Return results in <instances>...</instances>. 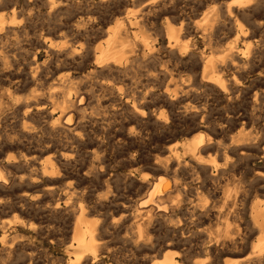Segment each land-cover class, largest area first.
Returning a JSON list of instances; mask_svg holds the SVG:
<instances>
[{"label":"bare ground","instance_id":"6f19581e","mask_svg":"<svg viewBox=\"0 0 264 264\" xmlns=\"http://www.w3.org/2000/svg\"><path fill=\"white\" fill-rule=\"evenodd\" d=\"M10 1H11V6L10 5L7 6V5L3 4L0 1V38L4 37L5 35H7L9 33H11V44H12L13 42L19 40L20 37L27 36L29 34L28 33L29 32V28L31 27L32 30H33V34L34 35H33V37L30 38V40L33 41L34 43L38 44L37 46H39L34 51L33 56L30 59V61L28 62V64H22V65L18 66L20 62L17 63V62H15L14 59H11V74L15 73L14 75L17 77L18 81L24 79V80H27L29 82L36 83L37 81L41 82V80H45L44 72H45V70L47 68H49L51 66L52 63H53V67L51 68L52 73L58 71L61 67H65V66L67 67V65H71V64H75L76 65V64H81V63L86 65L87 71L84 74H80L82 78H80L79 80L75 79V77L72 76V75H68L66 77H59L55 81L56 82V86L53 85L55 87V89L54 88L52 90L51 89L50 90L47 89V91L40 92V93L38 91L36 92V90L32 91L31 95L29 97L23 99V100H19L16 96H13V92L16 90V88H15V90L13 89L14 90L13 92L8 90L7 88H6V90L0 91V117H1V113L3 111L10 110L12 112H16L17 114H20L23 119H26V118L40 119V118H43L44 121H45V122L43 121L44 122V128L49 129L50 134L52 135V137H51L53 139V141H52L53 143L51 142L52 144H54L55 146H58L59 144H58L57 137L61 133H65L67 135L68 141L71 144H74L76 146H81L84 143V141L87 140L88 136L91 135V133L88 134V132H86V131L84 132L82 129L78 128L79 126L77 124L76 119H78L77 117H78V113L79 112L77 113L76 107L73 106V104L75 102H77L78 104H81L86 99H88L86 93L82 90V86L86 82H89L88 80L90 78H94V77L99 76L100 74H104V73L119 72L121 70H124L126 68L127 64H131L133 61H136L138 59H141V61L149 60V61L155 63V61H156L155 60L156 59L155 56L158 55V52L160 54V51L166 53L167 56L179 58L181 60V67L184 70H187L188 73H189L188 76H189L190 82L188 84H178V83L176 84L175 79H174V75H175V72H177V69L176 70L174 69L173 71L172 70L168 71V70H161L160 69L158 72H156V75H153L152 77L148 78L149 81L153 82L151 87L147 88L149 85L145 84L142 87L144 90H133V92L131 94L128 92L129 91L128 89H127L128 91H126V93L123 94V95H119L118 96V95H116L114 93L116 96H118L117 98L120 99V101L123 102L124 105H128L130 107L128 110H130V109L132 110L131 111L133 113L132 117H134L135 119L138 118L139 120H141V119L151 120L152 119V120H154V122L156 124H160L162 127L170 126V124H168V122H169L168 119H169L170 115H168V114L171 113L173 108L180 107L182 109L181 110L182 112H180V113H183L182 116H181L182 119L184 121H190L191 122V125L187 128V130H186L187 132L186 133L187 134L188 133H193L192 134L193 136H191L190 139H188V140L182 142V144H180V145H182V155H180L176 150L170 149V150H168V153L166 155L167 157H166V160L164 161V164H162V165H157L156 164L155 166H154V164H152L154 166L153 172L157 176H154L156 178L153 177V179H155V181L152 182V179H151L150 182H152V184H151L150 189L148 188L149 191H147L148 189L146 190L147 191L146 197L143 198L141 201L138 200V202L135 205L130 206V204H129L130 211L127 212V213H122L121 212V214H122L121 215L122 216L121 220L119 221V224L117 223L116 225L115 224L113 225L114 229L124 228L126 230L129 226L132 227L133 230H134L133 231L134 234H132L131 236L129 235L130 236L129 237V239H130L129 241H131V246L134 247L137 252H142L143 249L146 250V249L151 248L153 246V244L155 243L154 242V235L152 233V231L155 230L154 223L155 224L159 223V224L165 225L169 229V231L172 233V236H174V235L179 233L181 235V237H182L181 240H183V241L185 239H188V241L192 240L194 242L193 244H194L195 248H198L199 250H203L204 251V250H207V249H211L213 251L218 252L220 250H223L224 247H229V246L235 245V246L239 247L240 251H245L246 249H248V252L246 254H244L245 256H243L245 258L243 264H264V202H262V203H259V202H256V201L247 202V195H246L247 193H246L245 190L244 191L242 190V187L245 184V183L241 184L243 181L242 182L240 181L241 182L240 184L242 185V187L240 185H238V187L239 186L241 187L240 190L242 192L241 193L238 192V193H240L238 195H237V193L234 196L231 195L232 197H235V199L231 201L227 211H225V212L223 211L224 213H222V211L218 210L217 213H216L219 217H221V218L223 217L224 222L226 223V224H224L222 226L225 227V225H226V228H227L228 223L231 220H232L231 222H233V220H235L236 222H238V224H240V231L237 230L234 233L233 232L230 233L229 230L227 231V229L230 227V225H232L231 222H230V225H228V228L226 230L224 229L225 231H224V234L222 236V240L221 239L220 240L217 239V240H219L217 242V241H211L210 236L206 232H204L202 230H195L194 227L191 226V224H193V223L195 224V220H197V219L198 220H200V219L201 220L202 219H209V218L213 219L212 216H214L215 214L210 211L211 210V209H209V208H211L210 205L209 204H208L209 206L201 205V207H199V208H192V209H190V207L187 209V206L184 208L183 206H181L179 204H176V203H170V204L167 203L168 204L167 205L164 200H165V198H166V200L170 199V198H168L169 195H170L169 193H170V191L172 189V185L175 186L176 180L173 179L175 184L174 183L173 184H169V182L166 180L167 178L165 179V176L161 174V173H166L167 172L168 168L171 165V159H173L174 162H176V166H177L178 164H181L180 158L181 157H185V158L188 159L187 160V163H188L187 166L190 165L196 171H200V172H202L204 174L206 173L211 178L214 179V178H216L215 177L216 175L222 174L224 171L226 172L227 170H229L230 167H233L234 163L236 162V160H239V161H241L242 159H246L247 160V158L249 156L252 157L251 156L252 153L249 151V147L251 146V142H249V141L252 138L251 137V131H245L246 127L249 128L248 125H250V126L252 125V127H253L252 132H253V134H255V136H261V139L263 138V140H264V119L262 118L264 116V66L263 67H259L258 63L261 60H259L258 63H256L254 61L256 59L253 58L254 56H248L247 55L248 52H247V54H242V55L238 54L237 47L235 45L240 38L246 37V35H248L249 33H251L252 35H253V33L256 34L254 31L259 30L261 28H264V22L262 20H255V19H253L250 16V15H252L255 12V10L264 7V0H228V1L226 0L227 2H224L222 4H217V5L213 4L211 6L208 5L207 8L205 7V9H203V11H201V17H199L200 18L199 21L197 19H195V20L198 21L197 22V26L195 27V32L198 34V36L201 38V40H203L208 35L207 33L210 32L211 29H213L215 26L216 27H219V26L220 27H224L226 25L227 26L229 25L228 29H229L230 32L233 33L232 41L228 44V46H226L224 48V50L222 51V54L220 53L221 55L218 53V55H220V56L216 55L217 57L213 56V54L212 55L209 54L207 52V50L205 51V49L198 48V46L195 45V43L192 41V39H190V37H188L189 34H190L189 33V29H188V27L184 26L185 24L183 23L182 20L179 21V24L177 26L173 25L170 22L168 17H167L168 20H166L164 23H160V24H156L155 23L158 15L160 13H165V12L172 11L173 9H175L176 0H151L149 2L145 1L146 3H144L141 6L142 8L140 7V5L137 6V7L141 8L138 11L134 10V8H132L133 10H130L128 8L129 9L128 11L114 13L111 16H106V15H103L101 13L88 11L89 7H87V9H86L87 11H83V12L79 11L75 15H73L70 19H67L65 21H61L59 19L60 22L57 21L58 23H52L51 22L52 23L51 26L48 27V28H45V29L41 28V27L37 28V26H34V27L31 26L30 21H33V20H30L29 19L30 15L23 9L22 6L17 4V2L19 0H8V2H10ZM24 1H26L28 4H32V3L36 4L37 0H24ZM44 1H46V5H47V8H46V11H47L46 14L47 15L46 16H48V18L49 17H51V18L52 17H57L60 14H63V13H59V10L56 9L55 5L51 4L47 0H44ZM100 1H104V0H100ZM193 1H195V3L197 2V0H193ZM8 2H7V4H8ZM132 4H134V3H132ZM124 7H125V5H124ZM198 14H199V12H198ZM198 14H196V15L198 16ZM62 16H64V15H62ZM173 16H175V15H172V16L170 15V17H173ZM185 16H187V15H185ZM177 17H178V15H177ZM243 18L247 19L246 26H243V24H242L241 19H243ZM62 20H64V19H62ZM46 24H47V22H46ZM221 30L222 29H220V31ZM152 31H154V33ZM254 39H256V38L254 37ZM254 39H253V41H254ZM225 40H227V39L225 38ZM230 40H231V38H230ZM238 43H240V42H238ZM245 43L246 42H244V44ZM248 43H250V42H248ZM258 44H260V42ZM246 46H247V44H246ZM251 46H252V43H251ZM250 47H249V49H250ZM11 48L13 49L12 46H11ZM38 48H40V50H38ZM263 48H264V46H263ZM258 52H259V50H258ZM41 53L44 54L45 58H44V60L42 62H38V60L36 58L37 57L36 55H38V54L40 55ZM253 55H255V54H253ZM0 59H2V58L0 57ZM263 59H264V57H263ZM55 61H59V62L54 65ZM145 63H147V62H145ZM174 66H175V64H174ZM69 73H70V71H69ZM167 78H168V80H166ZM97 80H100V78L97 79ZM164 81H165V83H164ZM255 84H259V87L256 88L254 86L251 89H249L251 86H253ZM84 87H87V86L84 85ZM97 87H98V85H97ZM196 87H206V88L212 89L214 91L216 90L218 93H220V95L223 96L224 100H226L229 103V105H230V103L231 104L232 103H236L237 104L239 101L248 103L249 100H250V111H247V108L246 109H239L240 107L239 108H234V107L231 108L230 107L231 109L228 110L229 112L227 113V116L225 115V119H223L224 120L223 126L228 128V132H227V134H225L226 135V140H227L226 143H224L225 141L223 143L221 141V143H220L219 142L220 138L219 139L217 138L218 135L223 134V131H224L223 128L224 127L223 128L222 127L219 128V126L216 127V123L214 122L216 119H214V121H213L209 117V115H206L205 113H202V111L199 110L200 108H198V106H197L198 105L197 102H196V104H197L196 105L194 103L192 104L189 101L188 98H189L191 92ZM24 88H26V87H24ZM135 88H136V86H135ZM44 90H46V89H44ZM123 90H124V88H123ZM109 93H111V92L109 91ZM109 93H108V95H109ZM194 93H192V95ZM140 94H144V95L145 94H149V97H150V95L154 96L155 94H157L160 97V99H161V103L163 102V104L166 107L163 108L162 111L160 110L158 115H156V113H155L156 111L154 112V111H150L149 110L148 111L149 113H146V105L143 104L142 102H139L138 99H137ZM91 96H92V94H91ZM123 96H124V99H122ZM145 96H147V95H145ZM110 99H109V101H110ZM149 99H151V98H149ZM112 101H113V99H112ZM144 101H146V100H144ZM77 103H75V104H77ZM151 104H153V103H151ZM121 105H122V103H121ZM226 105H227V103H226ZM159 106H161V104ZM79 107H81V106L79 105ZM199 107H200V105H199ZM180 108L178 110H180ZM226 111H224V112H226ZM208 113H209V111H208ZM129 114H130V112H129ZM121 115H122V112H121ZM221 116H223V115H221ZM198 118H199V121L197 122ZM203 122L206 123V124H204ZM16 124H18V122ZM176 125L177 124H175V126ZM97 128H99V127H97ZM159 128H160V126H159ZM204 128L205 129L208 128L209 130H211V132L210 133H207V132L204 133L205 130L202 131ZM249 129H247V130H249ZM1 130L2 129H0V142H4L8 136L6 137L5 134L1 133ZM21 131H23V130H21ZM16 132H17V130H16ZM23 132L26 133V134H29V131L24 130ZM132 132H134V131H132ZM12 133H14V132H12ZM123 133H125V132H123ZM103 134L106 135V133H103ZM109 134H111V133H109ZM96 135H97V133H96ZM119 136H121V135H119ZM108 139H109V137H108ZM38 140L40 141V139H38ZM22 141H23V139H22ZM172 143H173V141H172ZM125 144H126V142H125ZM4 145H6V144H4ZM47 145H48V143H47ZM253 145L255 146V144H253ZM37 146H38V144H37ZM260 146L261 147L258 148L257 157L259 159L263 160L264 159V141H263L262 145H260ZM61 147H62V145H61ZM92 147H94V146H92ZM4 148H5V146H4ZM98 148H99V145H98ZM118 148H119V146H118ZM54 149H55V147H54ZM68 149H66V146H65V148H63L61 150H58V153L48 154V155L43 156V154L45 152H47V150H48V147L45 148V146H44L43 149H38L35 152H33L31 156H28V157H25V156H13L12 160H8V161L9 162L12 161V163L20 164L23 167L31 165L33 173H35L37 175H41L43 177H46L47 179H52L53 174H57V172H59V170L62 168L63 162H68L69 160H71L70 157H69V155L71 153H68L69 152V151H67ZM94 149H96V148H94ZM211 149L212 150L214 149L215 153H217L218 150L221 151L222 157H223V159H222L223 161L222 162H220V161L217 162L216 161L217 160L216 159L217 155H215V154H213V155H215V159H214L213 156H212L213 158L211 157L212 159H210V160H208L206 158V156L211 155V153H210ZM166 150H167V148H166ZM55 151H56V149H55ZM82 153H83V151H82ZM255 153H256V151H255ZM1 154L2 153H0V155ZM217 154H219V152ZM92 156H94V155H92ZM157 156H158V154H157ZM133 157H135V156H133ZM85 158H87V157H85ZM98 158L100 159V157H98ZM103 158H101V160ZM129 158H131V157H129ZM253 158H251V159H253ZM134 159H136V158H134ZM88 160H89V158H88ZM95 161H96V159H95ZM128 161H129V159H128ZM85 162H86V160H85ZM133 163H135V162H133ZM89 164H91V163H89ZM184 166H186V165H184ZM239 167H241V166H239ZM13 168L14 167H12V169ZM67 168H69V167H67ZM234 168L235 167H233V169ZM89 169H86V171L87 170L89 171ZM149 169H151V167ZM186 169L187 168H185V171H187ZM8 170H10V168ZM8 170L5 169V165L4 164L0 165V189H4V188L7 189L9 184L13 180V178L10 175ZM65 170H68V169H65ZM10 171L12 172V170H10ZM77 171H79V170H77ZM188 173H190V172L188 171L187 174ZM229 173L230 172H228V174ZM235 173L237 174V172H235ZM76 174H78V173H76ZM253 174H254L253 177L255 179L258 178V179L264 180V172L263 171L257 170ZM195 175H197V174H195ZM208 175L206 177H208ZM230 175L231 176L233 175L232 171H231ZM230 175H228V176H230ZM102 176L104 177L103 174H102ZM220 176H222V175H220ZM174 177L176 178V176H174ZM232 178H234V177L232 176ZM79 180H81V179L79 178ZM208 180H209V178H208ZM224 180H225V178H224ZM230 180L233 181L232 179H229V182H230ZM238 180H239V177H238ZM238 180L236 181L237 184H238ZM250 180H252V179H250ZM135 182L138 185L137 187H139V188L144 186L143 182H141L140 180L139 181H135ZM144 182H145V180H144ZM19 183H20V180H19ZM104 183H106V182H104ZM27 184H29V183H27ZM146 184H147V182H146ZM202 184H203V182H202ZM23 185H21V186H23ZM147 187H149V186H147ZM233 187H234V185H233ZM250 187H251V183H250ZM51 189H52L51 187L42 189L41 193L39 195L37 194L38 196L36 195L37 196V197H35L36 200H34L33 202H30L31 199H27L26 196H24L23 198L27 199V201L29 200L28 203L29 204H33L37 208V204H39L43 200V197L45 195H49L51 197V193H53V191ZM21 190H22V188H21ZM214 191H216V189ZM231 192H233V191H230V193ZM235 192H237V191H235ZM218 193H219V191H218ZM228 193H229V191H228ZM228 193L226 194V197H225L226 199H227ZM52 195H54V194H52ZM61 196H63V195L59 194L57 196V198H55L56 199L55 201H51V203L49 202V204L47 205V210H49L50 212H54V213L55 212L59 213L62 210L64 212V210H67V208H68V206H67L68 200L65 201V202H60L59 200H60ZM70 196H72V195H70ZM178 196H179V193H178ZM228 197L231 198L229 195H228ZM253 197H255V196H253ZM7 198H9V197H7ZM113 198H114V196H113ZM215 198H216V196H215ZM53 199H54V197H53ZM84 200H85V198H84ZM262 200H263V197H262ZM132 201H135V200L132 199ZM2 202H0V206H1ZM226 202L228 203V201H226ZM25 203H26V201H25ZM25 203H23V204H25ZM45 204H46V202H45ZM108 204H109V202H108ZM133 204H134V202H133ZM40 206H42V205H40ZM101 206H102V204H101ZM223 206H224V204H223ZM120 207L122 209H124V211H127V206L121 205ZM24 208H25V206H24ZM97 209H100V208H97ZM122 209H120V210H122ZM222 209H223V207H222ZM93 210H95V209H93ZM101 210H102V208H101ZM86 212L87 211L85 210V208L81 206L79 208V210H78V213L73 216L74 218L72 219L73 221H72V225H71V229H70L69 242H68V244L66 246V249H65L66 257H65V260H64V264H101V262L103 264V261H102L103 255L98 253L97 250L103 244V242L106 241V239L105 240H103V239L105 238V235H107L108 227L105 226L102 223H99V222L95 221V220L87 219L86 218ZM61 213L62 212H60V214ZM99 214H100V212H99ZM42 216H44V215H42ZM68 216H70V215L68 214ZM89 218H91V217H89ZM110 218L112 219V217H110ZM125 218H129L130 223L125 224V222H126ZM56 219L58 220L57 217H56ZM92 219H93V217H92ZM96 220H97V218H96ZM64 221H65V218H64ZM67 221H68V219H67ZM214 222H215V220H214ZM219 223H222V222H218V224ZM8 224H9V222H8ZM18 224H20V223H18ZM48 224H50V223H47V226H48ZM106 224H107V222H106ZM234 224H236V223H234ZM13 225H14V223H13ZM215 225L217 227V224H215ZM238 226L239 225H237L236 227H238ZM6 227H7V223H6V225L0 224V229H4ZM205 227H206V225H205ZM34 228H35V226H34ZM37 228H39V227H37ZM41 228H42V226H41ZM153 228H154V230H153ZM162 228H163V226H162ZM167 228L164 227V229H167ZM66 229H65V231H66ZM128 230H129V228H128ZM131 230H130V232H131ZM28 232H30V231H28ZM38 232H39V230H38ZM53 232H56V231H53ZM63 232H64V230H63ZM117 232H119V231H117ZM184 233H187V235L185 237L182 236ZM219 233H220V236H221V232H219ZM254 233H256L258 235V238L254 242H252V241H250V239L252 238ZM4 234H6V233H4ZM20 234H22V233H20ZM47 234H49V233H47ZM112 234H109V235L112 236ZM163 234H165V233H163ZM160 235H162V234H160ZM16 236H15V238L18 237V236L17 237ZM52 236H53V234H52ZM215 236H217V235H215ZM121 238L123 239V237H121ZM175 238H177V237L175 236ZM253 238H254V236H253ZM113 239H115V236L113 237ZM124 239H125V237H124ZM164 239H166V237ZM55 240H56V238L54 239V241ZM22 241H24V240H22ZM39 242H41V241L39 240ZM22 243H24V242H22ZM22 243H20V244H22ZM105 243H107V242H105ZM111 243H113V242H111ZM177 243H178V241H177ZM4 244H5V242H4V239H3L1 245H4ZM29 244H31V243H29ZM34 245L35 244H33V246ZM121 245H122V242H121ZM173 245H175V244H173L172 242L166 241V242L162 243L160 248L158 247L159 248L158 250H156V248H155L156 252L154 253V255H160V257L154 258V260H151L148 264H195L193 261H189L187 259L186 255L182 254L183 252H181V251L178 252L177 256H174L172 253H168L167 252L168 251V247L173 246ZM108 246H109V244H108ZM20 247H22V246H20ZM31 247H32V245H31ZM111 247H112V244L110 245L109 249ZM127 247H128V245H127ZM2 248L6 249L8 247L2 246ZM33 248H35V247H33ZM104 248H106V247H104ZM119 249H118V252H119ZM191 249H193V245H192ZM234 249H235V247H234ZM19 250H20V248H19ZM22 250H20V251H22ZM189 250H190V248H189ZM0 251L2 252V250H0ZM115 251H116V249H115ZM123 251H122V253H123ZM126 251H129V250H126ZM232 251H233V249H232ZM226 252H227V249H226ZM120 253H121V251H120ZM132 253H133V251H132ZM149 253H151V252H149ZM230 253H232V252H230ZM129 254H131V253H129ZM27 255H29V254H27ZM132 255L133 254H131V256ZM60 256H62V255H60ZM142 256H144V255H142ZM134 257H137V256H134ZM206 257H208V256H205V258ZM152 258H153V256H152ZM213 258H215V257H213ZM233 258L235 259V260L233 259L234 261L231 260L230 262L228 261V262H225L224 264H238V262L240 260L239 257L237 259L235 257H233ZM113 259H115V258H113ZM208 259H209V257H208ZM22 260H23V258H22ZM202 260L203 259H201V262L205 263L207 258H206V260L204 259L205 261L204 260L202 261ZM236 260H238L237 263L235 262ZM126 261H127V259H126ZM209 261H210V259H209ZM241 263H242V261H241Z\"/></svg>","mask_w":264,"mask_h":264},{"label":"rangeland","instance_id":"374dc122","mask_svg":"<svg viewBox=\"0 0 264 264\" xmlns=\"http://www.w3.org/2000/svg\"><path fill=\"white\" fill-rule=\"evenodd\" d=\"M0 1L3 4L7 5V6L8 5L11 6V1L10 2H8V0H0ZM47 1H49L51 4L55 5L56 9L59 10V13H63V14H60L57 17H52V18L49 17L48 18V16H46L47 15L46 14L47 5H46V1H44V0H37L36 4L35 3L28 4L24 0L23 1L19 0L17 2V4L22 6L23 9L30 15L29 19L33 20V21H30L31 26H33V27L37 26V28L41 27V28L45 29V28L50 27L52 23H58V22H60V20L61 21H65L67 19H70L73 15H75L79 11H81V12L87 11L86 10L87 7H89L88 11L101 13V14L106 15V16H111L114 13H119V12H123V11L125 12V11H128L129 9L133 10L132 8H134V10L138 11V10H140L142 8L141 6L144 3H146L145 1L149 2L151 0H126V1L125 0H104V1H100V0H86V1L85 0H47ZM227 1L226 0H222V1L221 0H197V2L195 3V1H193V0H176L175 9H173L172 11L165 12V13H160L158 15L155 23L156 24L164 23L166 20H168L167 19V17H168L170 22L173 25L177 26L179 24V21L182 20L183 23L185 24L184 26L188 27V29H189V33L190 34H189L188 37H190V39H192V41L195 43L196 46H198V48L205 49V51L207 50V52L209 54H211V55L213 54V56H216V55L220 56L222 54V51L224 50V48L226 46H228V44L233 39V33L230 32L229 29H228L229 25L228 26L226 25L224 27H220V26L216 27L215 26L213 29H211L210 32L207 33L208 35L203 40H201V38L195 32V27L197 26V22L200 19L199 17H201V11H203V9H205V7L207 8L208 5L211 6L213 4H216V5L217 4H222V3L227 2ZM7 2H8V4H7ZM132 3H134V4H132ZM124 5H125V7H124ZM139 5H140L141 8L137 7ZM262 11L264 12V7L255 10V12L252 15H250V16L253 19H255V20H262L264 22V16H263L264 13ZM198 12H199V14H198ZM196 14H198V16ZM62 15H64V16H62ZM170 15L171 16L175 15V16H173L174 17L173 18V17H170ZM177 15H178L179 18L177 17ZM185 15H187V16H185ZM61 18L64 19V20H62ZM195 19H197L198 21L195 20ZM241 21H242L243 26H246L247 19L243 18V19H241ZM46 22H47V24H46ZM220 29H222V30L220 31ZM152 32L154 33V31H152ZM254 32L256 34L253 33V35H252L251 33H249L248 35H246V37L240 38L235 45L237 47L238 54L242 55V54H247V52H248L247 55L248 56H254L253 58L256 59V60H254L256 63H258V61L261 60L258 64H259V67H263L264 66L263 65L264 64V59H263V57H264V55H263L264 54V51H263L264 50V48H263V46H264V28H261L259 30L254 31ZM28 33L29 34L27 36L20 37L19 40L13 42L12 44H11V33H9V34L5 35L4 37L0 38V55H1L0 57L2 58V59H0V61H1L0 62V75H1L0 76V91L6 90V88H7L8 90L13 92L15 90V88H16V90L13 92V96H16L19 100H23V99L29 97L31 95L32 91L36 90V92L38 91L40 93V92L47 91V89L48 90H50V89L52 90L53 88L55 89V87L53 85L56 86V82L55 81L59 77H66L68 75H72L77 80L82 78L80 74H84L87 71V68H86L85 64L81 63V64H76V65L75 64L67 65V67L66 66L65 67H61L58 71L52 73V70H51V68L53 67V63H52L51 66L45 70V72H44L45 80H41L42 83L40 81H37L36 83H32V82H29V81L24 80V79L18 81L17 77L14 75L15 73L11 74V59H14L15 62H17V63L20 62L18 66H20L22 64H28V62L30 61V59L33 56L34 51L37 49V47H39V46H37L38 44H36V43H34L33 41L30 40V38L33 37V35H34L33 34V30H32L31 27L29 28V32ZM254 37L257 40L254 39ZM225 38L227 40H225ZM230 38H231V40H230ZM253 39H254V41H253ZM243 41L246 42V43L244 44ZM247 41L250 42V43H248ZM238 42H240V43H238ZM259 42H260V44H258ZM251 43H252V46H251ZM246 44H247V46H246ZM11 46L13 47V49L11 48ZM249 47H250V49H249ZM38 50H40V48H38ZM258 50H259V52H258ZM218 53L219 54L221 53V54L218 55ZM253 54H255V55L257 54L256 55L257 57L255 55H253ZM36 56H37L36 58H37L38 62H42L44 60V58H45L44 54H42V53L40 55L38 54ZM155 57H156L155 63H153V62H151L149 60L141 61V59H138L136 61H133L131 64H127L126 68L124 70H121L119 72L100 74L99 75L100 77L96 76L94 78H90L88 80L89 82H86L84 84L87 87H84V85L82 86V90L86 93L88 99H86L81 104H78L77 102H75L77 104L74 103L73 106L76 107L77 113L79 112L78 113V117H77L78 119H76L77 124L79 126L78 128L82 129L84 132L85 131L88 132V134L91 133V135L88 136L87 140H85L84 143L81 146H76L74 144H71L68 141L67 135L65 133H61L58 136L59 138L57 137L58 144H59L58 146H55L54 144H52L53 143L52 142L53 139L51 138L52 135L50 134L49 129L44 128V122L45 121H44L43 118H40V119H35V118L23 119L20 114H17L16 112H12L10 110L3 111L1 113V117H0V129H2L1 133L5 134L6 137L7 136L8 137L6 138V140L4 142H0V153H2L0 155V165L4 164L6 170H8L9 168H10V170H12V172L10 170H8V171H9L10 175L13 178V180H12L13 183L11 182L7 189L6 188L0 189V202L3 201L1 206H0V209H1L0 210V216H1L0 217V224L6 225V223H7V227L6 228L0 229V250H2V252L0 251V264H12L13 262H14L13 264H27V263L28 264H51V263L52 264H64V260H65V257H66L65 249H66V246H67V244L69 242L70 229H71V225H72V221H73L72 219L74 218L73 216L78 213V210H79V208L81 206L84 207L85 210L87 211L86 212V218L87 219L95 220V221H97L99 223H102V224H104L105 226L108 227L107 235H105V238L103 239V240L106 239V241H104L103 244L99 247L100 249L98 248V250H97L98 253L103 255V257H102L103 264H122V263L123 264H141V263L142 264H148L151 260H154V258L160 257V255H154V253L156 252V250H158L161 247L162 243H164L166 241H169V242H172L173 244H175L173 246L168 247V251H167L168 253H172L174 256H177L178 252L181 251V252H183L182 254L186 255V257H187V259L189 261H193L195 264H205V263L206 264H212V263L213 264H217V263L218 264H224L225 262H228V261L230 262L231 260L234 261L235 259L233 257H235L236 259L239 257V259L242 261V263H241V261L239 259H238L239 262H238V260H236L235 262L236 263L238 262V264H243L244 259H245L243 256H245L244 254H246L248 252V249H246L245 251H240L238 246L233 245V246H229V247H224L223 250H220L218 252L213 251L211 249H207V250H204V251L203 250H199L198 248H195V246L193 244L194 242L192 240L188 241V239H185L184 240L185 242H184L183 240H181L182 237H181V235L179 233L174 235V236H172V233L169 231V229L165 225H162V224H159V223H156V224L154 223V225L156 227L154 226L155 230L153 228L154 231H152V233L154 235V242L155 243L153 244V246L151 248H148L146 250L143 249L142 252H137L135 250V248L131 246V241H129L130 240L129 237L132 234H134L133 233L134 230H133L132 227L129 226L130 224L128 225L129 226L128 227L129 230H128V228L126 230L124 228L114 229L113 225L114 224L116 225L117 223L119 224V221L121 220V217H122L121 216L122 215L121 212L122 213L129 212L130 211L129 204H130V206L135 205L138 202V200L141 201L143 198L146 197L147 191H149L152 182L155 181V179H153V177L157 176L153 172L154 166L156 164L157 165L164 164V161L166 160V157H167L166 155L168 153V150H170V149H174L180 155H182V145H180V144H182V142L190 139L191 136H193L192 135L193 133H188V134L186 133L187 132L186 130L191 125V122L190 121H184L182 119L181 116H182L183 113H180V112H182L181 111L182 109L180 107L173 108L171 113L168 114V115H170L169 119H168L169 122L171 121L170 123L168 122V124H170V126L162 127L160 124H156L154 122V120H152V119L151 120H144V119L139 120L138 118L135 119L134 117H132V115H133V113L131 112L132 110L131 109L128 110L130 107L128 105H124L123 102H121L120 99L117 98L119 95L125 94L126 91H128V90H129L128 92L130 94L133 92V90H144L142 87L145 84L149 85L147 88L151 87L153 82L149 81L148 78L152 77L153 75H156V72H158L160 69L161 70H168V71H170V70L173 71L174 69L175 70L177 69V72H175V75H174V79H175L176 84L177 83L178 84H188L190 82L189 76H188L189 73H188L187 70H184L181 67V60L179 58L167 56L166 53H164L162 51H160V54L158 52V55H156ZM58 62L59 61H55L54 65L56 63H58ZM145 62H147V63H145ZM174 64H175V66H174ZM69 71H70V73H69ZM99 78H100V80H97ZM166 80H168V78ZM164 83H165V81H164ZM97 85H98V87H97ZM135 86H136V88H135ZM254 86L257 88V87H259V84H255V85L251 86L249 89H251ZM24 87H26V88H24ZM123 88H124V90H123ZM44 89H46V90H44ZM109 91L111 93H109ZM108 93H109V95H108ZM114 93L116 95H118V96H116ZM192 93H194V94L192 95ZM91 94H92V96H91ZM145 95H147V96H145ZM145 95L144 94H140L137 99H138L139 102H142L143 104L146 105V113H149L148 111L150 110V111H154V112L156 111L155 113H156V115H158L159 111L160 110L162 111L163 108L166 107L163 104V102L161 103V99H160V97L157 94H155L154 96L150 95V97H149V94H145ZM190 96L188 98L189 101L192 104L193 103L196 104V102H197L198 105L197 104L196 105L198 106V108H200L199 110L202 111V113H205L206 115H209V117L213 121H214V119H216L214 122L216 123V127L219 126V128H221V127L223 128L224 127L223 126V122H224L223 119H225V115L227 116V113L229 112L228 110L231 109L232 107H234V108H239L240 107L239 109H246L247 108V111H250V100H249L248 103L239 101L237 104L236 103H232V104L230 103V105H229V103L226 100H224L223 96L220 95V93H218L216 90L214 91V90L206 88V87H196V88H194V90L191 92ZM149 98H151V99H149ZM109 99H110V101H109ZM112 99H113V101H112ZM122 99H124V96H123ZM144 100H146V101H144ZM121 103H122V105H121ZM151 103H153V104H151ZM226 103H227V105H226ZM160 104H161V106H159ZM79 105L82 108L79 107ZM199 105H200V107H199ZM179 108H180V110H178ZM208 111H209L210 114L208 113ZM224 111H226V112H224ZM121 112H122V115H121ZM129 112H130V114H129ZM221 115H223V116H221ZM262 118L264 119V116ZM16 121L18 122V124H16L17 123ZM198 121H199V118H198L197 122ZM175 124H177L176 125L177 127L175 126ZM204 124H206V123H204ZM159 126H160V128H159ZM97 127H99V128H97ZM248 127L250 129L246 127L245 131H251V137L252 138H251V140L249 142H251V146L250 147L252 149L249 147V151L253 155L251 154L252 157L249 156L248 157L249 159L247 158V160L246 159H242L241 161L236 160V162H235L236 164L234 163V166H233L236 169L235 168L233 169V167H230L229 170H227L228 172H230L229 174H228L227 171L226 172L224 171L225 173L223 172L222 174H218V175L215 176L216 178L213 179L206 173H205L206 174L205 175L204 173H202L200 171H196L190 165H188L189 166L188 167L187 166V164H188L187 160L188 159L185 158V157H181L180 158L181 164H178L177 166H176V162H174V160L171 159V165L168 168L167 172L166 173H161L162 175L165 176V179L167 178L166 180L169 182V184H173L174 183L173 179L176 180V182H175L176 184L174 183L175 186L172 185V189H171V191L169 193L171 195V196L169 195V197H168V198H170L169 199L170 201L168 199L166 200V198L164 200L166 204L167 203L168 204L176 203V204H179V205L183 206L184 208L187 206V209L189 207H190V209H192V208H199V207H201V205H205V206H209L210 205V207H211V208H209V209H211L210 211L215 214L214 216H212L213 219L212 218L202 219V220L201 219L200 220L197 219V220H195V224L193 223V224H191V226H193L195 230H202V231L206 232L210 236L211 241H217L218 242L220 239L222 240V236L224 234V231L228 228V225H230V222L232 220L228 223L227 228H226V225H225V227L222 226V225H224L226 223L224 222L223 217L222 218L219 217L216 213H217L218 210L222 211V213L227 211V209L229 208V204L231 203L232 200L235 199V197H232V196H234L236 193L238 195V194H240L242 192L240 190L241 187H242L241 184L245 183L247 185L246 186L244 184V186L242 187V190L243 191L245 190L246 193H247L246 194L247 195V202H250V201H256V202H259V203L264 202V183H263L264 180H261V179H258V178H256L257 179L256 180L253 177L254 176L253 173H255L257 170H260V171L264 172V159L261 160V159H259L257 157L258 148L261 147L260 145H262L264 140H263V138L261 139V136H255V134H253L252 125L251 126L248 125ZM247 129H249V130H247ZM16 130H17V132H16ZM21 130L29 131V134H26V133H24ZM223 130H224L223 134H220L217 137L218 139L220 138V141H219L220 143H221V141H222V143L224 141H225L224 143L227 142L225 134H227L228 128L224 127ZM132 131H134V132H132ZM202 131H204V133L205 132H207V133L211 132V130H209L208 128L207 129L204 128ZM12 132H14V133H12ZM123 132H125V133H123ZM96 133H97V135H96ZM103 133H106V135L103 134ZM109 133H111V134H109ZM119 135H121V136L123 135L124 137L123 136L121 137ZM107 136L109 137V139H108ZM22 139H23V141H22ZM38 139H40V141ZM172 141H173V143H172ZM125 142H126V144H125ZM47 143H48V145H47ZM4 144H6V145H4ZM37 144H38V146H37ZM60 144L62 145L63 148H65V146H66V149L69 148L67 151H69L68 153H71L69 155L71 160H69L68 162H63L62 168L59 170V172H57L58 175L57 174H53L52 179H47L46 177H43L41 175H37V174L33 173L31 165L23 167L20 164H16V163H12V161L11 162L8 161V160H12L13 156H25V157L31 156L33 152H35L38 149H43L44 146H45V148L48 147V150H47V152H45L43 154V156L48 155V154H55V153H58V150L63 149ZM253 144H255V146ZM98 145H99V148H98ZM4 146H5V148H4ZM92 146H94V147H92ZM118 146H119V148H118ZM54 147H55L57 152L55 151ZM94 148H96V149H94ZM166 148H167V150H166ZM81 150L83 151V153H82ZM255 151H256V153H255ZM218 152H219V154L221 153V151H219V150H218ZM210 153H211V155L206 156V158L208 160L212 159L213 157L215 159V155H217V157H216L217 160L216 161L217 162H219V161L222 162L223 161L222 160L223 159L222 153L219 155V154L214 152V149L213 150L211 149ZM157 154H158V156H157ZM213 154H215V155H213ZM92 155H94V156H92ZM132 155L135 156V157H133ZM85 157H87V158H85ZM98 157H100V159ZM129 157H131V158H129ZM88 158H89V160H88ZM101 158H103V159L101 160ZM134 158H136V159H134ZM251 158H253V159H251ZM95 159H96V161H95ZM128 159H129V161H128ZM85 160H86V162H85ZM132 161L135 162V163H133ZM89 163H91V164H89ZM152 164H154V166ZM184 165H186V166H184ZM239 166H241L242 168L239 167ZM12 167H14V168L12 169ZM67 167H69V168H67ZM150 167H151V169H149ZM64 168L68 169V170H65ZM185 168H187L186 169L187 171H185ZM86 169H89V171L88 170L86 171ZM77 170H79V171H77ZM188 171L190 173L187 174ZM231 171H232V174H233L232 176L234 178H232V176L230 175ZM235 172H237V174ZM76 173H78V174H76ZM102 174L104 175V177L102 176ZM195 174H197V175H195ZM207 175H208V177H206ZM220 175H222V176H220ZM226 175L227 176L230 175V176L227 177ZM174 176H176V178ZM237 176L239 177V180H238ZM223 177L225 178V180H224ZM79 178L81 180H79ZM154 178H156V177H154ZM208 178H209L210 181L208 180ZM18 179L20 180V183H19ZM151 179H152V182H150ZM229 179H232L233 181L230 180V182H229ZM250 179H252V180H250ZM139 180L141 182H143V185H144L141 188L137 187L138 185L135 182V181H139ZM144 180H145V182H144ZM237 180H238V184L236 182ZM240 181L241 182L243 181V182L241 183ZM104 182H106V183H104ZM146 182H147V184H146ZM202 182H203V184H202ZM27 183H29V184H27ZM250 183H251V187H250ZM232 184L234 185V187H233ZM21 185H23V186H21ZM238 185H240L241 187L240 186L238 187ZM147 186H149V187H147ZM50 187L52 188L51 190L53 191V193H51V197L49 195H45L43 197V200L39 204H37V208L38 209L33 204H29L28 203L29 200L27 201V199H31L30 202H33L34 200H36L35 197H37L41 193L42 189L50 188ZM213 187L216 189V191H214L215 189ZM244 187L245 188L247 187V188L245 189ZM21 188H22V190H21ZM218 191H219V193H218ZM228 191H229V193H228ZM230 191H233V192L230 193ZM235 191H237V192H235ZM238 192H240V193H238ZM178 193H179V196H178ZM227 193L231 197V198H229L228 195H227V199L228 200L225 198ZM52 194H54V195H52ZM59 194L63 195V196H61V198L59 200L60 202H65V201L68 200V202H67L68 203L67 204L68 208H67V210H64V212H63V210L60 211V212H62L61 214H60V212L59 213L58 212H55V213L54 212H50L49 210H47V205L49 204V202L51 203V201H55L56 200L55 198H57V196ZM70 195H72V196H70ZM24 196H26L27 199H24L23 198ZM113 196H114V198H113ZM215 196H216V198H215ZM253 196H255V197H253ZM7 197H9V198H7ZM53 197H54V199H53ZM262 197H263V200H262ZM84 198H85V200H84ZM132 199L135 200V201H132ZM25 201H26V203H25ZM226 201H228V203ZM45 202H46V204H45ZM108 202H109V204H108ZM133 202H134V204H133ZM23 203H25V204H23ZM101 204H102V206H101ZM223 204H224V206H223ZM40 205H42V206H40ZM121 205L127 206V211H124V209H122L120 207ZM24 206H25V208H24ZM222 207H223V209H222ZM97 208H100V209H97ZM101 208H102V210H101ZM119 208L122 209V210H120ZM93 209H95V210H93ZM99 212H100V214H99ZM68 214L70 216H68ZM42 215H44V216H42ZM87 215L89 217H91V218H89ZM56 217L58 218L59 221L56 219ZM92 217H93V219H92ZM110 217H112V219ZM64 218H65V221H64ZM96 218H97V220H96ZM67 219H68V221H67ZM214 220H215V222H214ZM61 221L62 222L64 221V222L62 223ZM125 221H126L125 224L130 223L129 218H125ZM8 222H9V224H8ZM106 222H107V224H106ZM218 222H222V223L218 224ZM13 223H14V225H13ZM18 223H20V224H18ZM47 223H50V224H48V226H47ZM234 223H236L239 226L236 227L237 225L234 224ZM215 224H217L218 228L216 227ZM231 224H232V225H230L231 228L229 227L227 229V231L229 230L230 233H232V232L234 233L237 230L240 231V224H238V222L233 220V222H231ZM205 225H206L207 228L205 227ZM34 226H35V228H34ZM41 226H42L43 229L41 228ZM162 226H163V228H162ZM37 227H39V228H37ZM164 227L167 228V229H164ZM37 229L39 230V232H38ZM65 229H66V231H65ZM63 230H64V232H63ZM130 230H131L132 233L130 232ZM28 231H30V232H28ZM53 231H56V232H53ZM117 231H119V232H117ZM19 232L22 233V234H20ZM219 232H221V236H220ZM4 233H6V234H4ZM47 233H49V234H47ZM163 233H165V234H163ZM52 234H53V236H52ZM109 234H112V236L109 235ZM160 234H162V235H160ZM255 234L256 233L253 234L254 238L252 236L253 239L251 238L250 241L254 242L258 238V235L257 234L255 235ZM14 235L15 236L17 235L18 237L16 236L17 238H15ZM177 235L178 236L180 235V236L178 237ZM186 235H187V233H184L182 236L185 237ZM215 235H217V236H215ZM114 236H115V239H113ZM164 236L166 237V239H164L165 238ZM175 236L177 238H175ZM121 237H123V239L125 237L126 240L125 239L123 240ZM55 238H56V240H55L56 242L54 241ZM3 239H4L5 244L1 245ZM217 239H219V240H217ZM22 240H24V241H22ZM39 240L41 242H39ZM176 240L178 241V243H177ZM22 242H24V243L26 242V243L24 244ZM105 242H107V243H105ZM111 242H113V243H111ZM121 242H122V245H121ZM20 243H22V244H20ZM29 243H31V244H29ZM33 244H35V245L33 246ZM108 244H109V246H108ZM111 244H112V247H111L112 249L111 248L109 249ZM31 245H32V247H31ZM127 245H128V247H127ZM192 245H193V249H191ZM2 246L8 247V248L5 249V248H2ZM20 246H22V247H20ZM33 247H35V248H33ZM104 247H106V248H104ZM234 247H235V249H234ZM19 248H20V250H22L23 248L24 249L22 251H20ZM155 248H156V250H155ZM189 248H190V250H189ZM115 249H116V251H115ZM118 249H119V252H118ZM125 249L129 250V251H126ZM226 249H227V252H226ZM232 249H233V251H232ZM131 250L133 251V253H132ZM120 251H121V253L123 251V253L121 254ZM128 252L133 254V255L131 256V254H129ZM149 252H151L152 254L149 253ZM230 252H232L233 254L230 253ZM27 254H29V255H27ZM60 255H62V256H60ZM142 255H144V256H142ZM134 256H137V257H134ZM152 256H153V258H152ZM205 256H208L210 261H209L208 257H206L207 258V260H206ZM21 257L23 258V260H22ZM213 257H215V258H213ZM113 258H115L116 260L113 259ZM200 258L203 259V260L205 259L206 262L202 263ZM126 259H127V261H126ZM101 264H102V262H101Z\"/></svg>","mask_w":264,"mask_h":264}]
</instances>
